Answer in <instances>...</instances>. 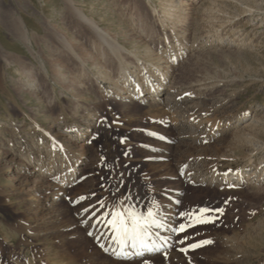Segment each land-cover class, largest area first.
<instances>
[{
	"label": "rangeland",
	"instance_id": "1",
	"mask_svg": "<svg viewBox=\"0 0 264 264\" xmlns=\"http://www.w3.org/2000/svg\"><path fill=\"white\" fill-rule=\"evenodd\" d=\"M0 264H264V0H0Z\"/></svg>",
	"mask_w": 264,
	"mask_h": 264
},
{
	"label": "snow or ice",
	"instance_id": "2",
	"mask_svg": "<svg viewBox=\"0 0 264 264\" xmlns=\"http://www.w3.org/2000/svg\"><path fill=\"white\" fill-rule=\"evenodd\" d=\"M81 199H84L83 197ZM103 206V201L100 202ZM85 212H88L89 209H85ZM223 212V209H208L202 208L200 212L209 213V212ZM95 216V213H93ZM157 211H154L152 208H148L147 212H140L133 208H116L110 213H105L104 216L108 217L106 220L103 218H96V225L104 223L106 227H109L117 239L120 240L123 247H132V248H145L149 247L147 243L148 237L152 235L151 229L153 227L160 228L163 227L160 220L157 219ZM184 213H181V216H184ZM200 222H210L197 220V223ZM185 225L181 224L179 230L183 231ZM91 235V233H89ZM211 243V241H203L200 244H193L190 247H199L201 244Z\"/></svg>",
	"mask_w": 264,
	"mask_h": 264
},
{
	"label": "bare ground",
	"instance_id": "3",
	"mask_svg": "<svg viewBox=\"0 0 264 264\" xmlns=\"http://www.w3.org/2000/svg\"><path fill=\"white\" fill-rule=\"evenodd\" d=\"M79 16L82 17L83 19H85V21H87L92 27H94L95 29H97V35L105 40L109 46L113 47V44H111V42L109 41L108 39V36L105 32H101L100 29H98V27L96 26L95 22L91 19H87V17H85L82 13L78 12ZM175 15V14H174ZM180 19L179 18H175V22L173 24L174 27H176L177 25V22H179ZM86 22V23H87ZM172 26V27H173ZM112 50V49H111ZM116 50V49H115ZM115 50H113L115 52ZM118 52V51H116ZM120 54V53H119ZM79 61V60H78ZM157 72H158V69L156 68ZM144 71V70H143ZM145 73V72H144ZM148 73V74H146ZM146 76H145V85H150L152 87V90H150V92L148 90L145 89L144 87V83H141L140 81L138 80H133L132 78L128 77L127 75L124 76L123 78V87H121L122 85H117L121 87L120 91L121 93L118 95L120 96L121 98L123 99H126V98H134L138 95H144L146 93L149 92V94L158 99L160 98L159 96H157L161 90H162V83L160 84H154L153 83V78H152V74H150L148 71L146 72ZM101 74V73H100ZM150 74V75H149ZM102 78V77H101ZM103 80V79H101ZM113 85V84H112ZM119 88V87H118ZM63 89V88H62ZM72 90V89H71ZM70 90V91H71ZM75 93V92H74ZM154 95V96H153ZM66 130L67 133H71L73 131H75V128L73 125H68V126H65L64 128ZM26 166V165H25ZM24 166V167H25ZM26 167H33V166H26ZM258 173L255 171V172H252V173H236V174H232L229 178V181L228 183L230 184H233V183H236V181H242L243 179L245 178H250V179H254L255 176H257ZM233 178H236L235 181ZM233 179V180H232ZM239 183V182H237ZM150 249L149 247L147 249L145 248H141V247H137V248H132V247H123L121 242L119 243V251L126 257V258H131L133 256L135 257H138L139 255L141 254H145L146 252H148Z\"/></svg>",
	"mask_w": 264,
	"mask_h": 264
}]
</instances>
